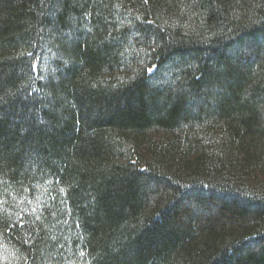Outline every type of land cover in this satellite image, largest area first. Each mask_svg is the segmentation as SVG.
<instances>
[{
  "label": "trees",
  "instance_id": "obj_1",
  "mask_svg": "<svg viewBox=\"0 0 264 264\" xmlns=\"http://www.w3.org/2000/svg\"><path fill=\"white\" fill-rule=\"evenodd\" d=\"M0 264H264V0H0Z\"/></svg>",
  "mask_w": 264,
  "mask_h": 264
}]
</instances>
